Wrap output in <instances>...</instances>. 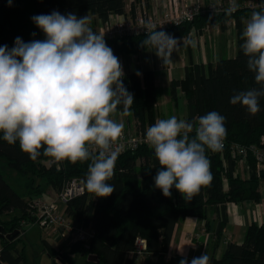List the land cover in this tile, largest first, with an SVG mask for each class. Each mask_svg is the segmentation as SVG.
Returning <instances> with one entry per match:
<instances>
[{
	"label": "trees",
	"instance_id": "16d2710c",
	"mask_svg": "<svg viewBox=\"0 0 264 264\" xmlns=\"http://www.w3.org/2000/svg\"><path fill=\"white\" fill-rule=\"evenodd\" d=\"M124 8V0H12L11 6L8 0H0V45L11 49L16 37L24 42L44 39L43 32L31 20L34 15L58 11L64 15L74 13L77 17L94 15L105 21L110 14H123ZM261 10L240 8L231 16L224 12L213 18L203 13L191 22L161 30L174 37H188L192 26L200 31L207 24L220 22L224 27L229 18L235 19L237 29V53L234 56L206 65H187L183 77L172 80L169 85L172 98L176 96L177 87L183 91L185 120L191 122L210 111L226 117L227 136L222 150L206 153L211 161V185L202 188L191 201L184 200L175 188L171 190V197H165L154 187L153 177L159 164L148 145L119 154L114 177L109 181L115 191L106 198H96L85 187L90 161L76 164L64 161L60 169L47 166L45 161L49 157L41 156L32 161L20 150L18 142L9 145L0 133V160L18 175L13 185L0 171V263L24 264V254L17 247L20 236L6 240L2 235L19 228L22 219L31 220L27 211L29 199L44 193L48 187L59 189L63 181L72 177L82 180L85 192L68 202L66 212L82 224L90 225L94 236L86 244L65 242L54 246L44 241L50 264H138L141 256L144 257L143 264H179L184 256L169 254L168 250L175 225L186 217H196L208 229L215 216L218 223L214 232L219 241L228 221L226 204L258 201L259 185L264 180V164L256 170L250 154L245 159L248 176L243 178L237 172L240 158L233 157L229 150L231 142L264 147V97L260 98L261 110L255 115L230 103L234 92L260 87L247 68L248 58L240 46L243 43V19H249L253 11ZM145 38L146 34H136L105 41L119 57L145 50L139 46ZM123 83L134 96L131 111L136 129L144 131L155 123L156 118L155 73L152 69L134 70L124 77ZM122 107L118 109L122 110ZM137 236L146 240V250L141 255L135 252ZM88 254L95 255L97 260H88ZM211 264H264V222L248 224L242 242H229L220 256L211 257Z\"/></svg>",
	"mask_w": 264,
	"mask_h": 264
},
{
	"label": "clouds",
	"instance_id": "9594fccd",
	"mask_svg": "<svg viewBox=\"0 0 264 264\" xmlns=\"http://www.w3.org/2000/svg\"><path fill=\"white\" fill-rule=\"evenodd\" d=\"M8 4L11 6L12 0ZM212 8L216 10L215 5ZM238 8L236 0H229L224 11L231 16ZM31 20L44 39L24 42L16 37L11 49L0 45L2 139L9 145L18 142L32 161L41 156L57 164L90 161L86 190L96 198H106L115 191L109 181L120 150L114 144L124 129L113 116L121 105L123 116L133 115L134 96L123 83V65L104 34L89 26L87 15L53 11L34 15ZM144 29L146 38L139 46L153 51L163 65L170 63L180 41L157 31L154 25L146 23ZM241 39L247 68L260 87L234 92L230 103L255 115L264 97V8L252 12ZM186 43L195 46L191 39ZM226 136V117L217 111L191 122L175 115L157 119L145 133L159 164L154 187L165 197H171L175 188L184 200H193L213 180L206 153L221 151ZM179 264H211V257L204 252L189 262L185 256Z\"/></svg>",
	"mask_w": 264,
	"mask_h": 264
},
{
	"label": "crops",
	"instance_id": "0c3cea01",
	"mask_svg": "<svg viewBox=\"0 0 264 264\" xmlns=\"http://www.w3.org/2000/svg\"><path fill=\"white\" fill-rule=\"evenodd\" d=\"M125 8L124 14L129 15L135 13L138 9L145 8L152 16H162L167 12H170L176 8V2H191L199 1L201 4H205L211 0H124ZM238 1V0H237ZM119 14H113V17H118ZM90 18V26L96 27L100 25L101 21L94 15L88 16ZM250 19V18H249ZM249 19H243V26L245 27L246 22ZM236 25H224L221 26L220 22H213L210 24V30L218 27L219 35L210 36L206 34L199 35L198 31L196 34H190L188 37H175L180 41V47L178 50L173 52L170 63L162 64L161 60H156V64H150V58L147 56L143 62L139 61V53L132 54L131 62L129 58L119 56V60L123 65L125 75L134 71L137 67L139 71L144 69H152L155 73V87L159 91L158 99L155 103L156 118L166 119L170 116H177L178 119H185L186 117V101L183 97L182 91L179 87L176 90L175 98H172L169 93V85L172 80L180 79L183 77L184 67L192 63H202L204 65L215 62V58L221 55V49L225 45L228 46L230 53L234 56L237 53V29ZM243 27V29H244ZM216 31V30H215ZM230 39V43L228 44ZM191 39L194 41L195 46L187 44L186 41ZM197 48L198 57H193L192 47ZM189 49V50H187ZM146 50V49H145ZM144 51V50H143ZM134 57H137L135 59ZM232 57V56H230ZM220 59V58H219ZM155 62V61H154ZM151 65V66H150ZM179 70V71H178ZM166 77V84L162 81V78ZM127 77V76H126ZM166 98V99H165ZM179 110V113H178ZM122 110L117 111L113 118L118 122H122L127 125L128 128L135 126V119L133 115L123 116ZM165 113V114H164ZM241 163L238 164L237 172L243 177L247 178L248 172L244 168L241 169ZM52 190V189H51ZM260 199L258 201H243L240 203L229 202L226 204V212L228 221L225 224L222 236L217 241L215 236V229L218 220L215 216L212 217L210 226L208 229L199 221L196 217H186L184 220L178 222L173 230L171 241L169 244V254L181 255L189 258L199 257L201 254L206 252L210 257L220 256L224 251L226 245L229 242L241 243L246 227L251 222L263 223L264 222V180L259 185ZM55 241L56 238L54 237ZM182 256V255H181ZM6 264V263H1Z\"/></svg>",
	"mask_w": 264,
	"mask_h": 264
},
{
	"label": "built area",
	"instance_id": "2783aa9c",
	"mask_svg": "<svg viewBox=\"0 0 264 264\" xmlns=\"http://www.w3.org/2000/svg\"><path fill=\"white\" fill-rule=\"evenodd\" d=\"M239 8L257 9L264 8V0H236ZM215 5L214 10L212 6ZM229 7V0L208 2L202 5L199 1L176 2V8L162 16H152L145 8L138 9L135 13L126 15L119 14L113 17L110 14L108 18L96 27H90L97 34H104L106 39L122 38L124 36L146 34L144 26L146 23L154 25L157 31L169 27L178 26L185 22H191L195 16L206 13L211 18L224 13V9ZM226 25H234L235 19L229 18L225 21ZM202 30L209 32L210 25H205ZM198 32L193 26L190 34ZM146 130L130 131L123 130L121 137L115 142L114 147L118 146L120 153L133 151L141 145H148L145 141ZM230 153L233 157H239V163H245L248 154L252 155L255 161L256 170L262 168L264 164V147L250 144L244 145L238 142H231L229 145ZM45 163L47 166L54 165L57 169L61 168L62 163L57 164L48 158ZM246 164V163H245ZM247 169V165H246ZM85 192L83 182L80 178L72 177L66 179L60 188L47 192L42 195L33 196L28 201L27 211L31 221L37 223L43 228L51 227L56 234V241L65 239L67 242L88 243L94 236V230L90 225H84L69 216L66 212L68 202L83 195ZM26 220L19 222V230L22 231V225ZM135 252L139 255L146 250V240L137 236L134 240Z\"/></svg>",
	"mask_w": 264,
	"mask_h": 264
},
{
	"label": "rangeland",
	"instance_id": "374dc122",
	"mask_svg": "<svg viewBox=\"0 0 264 264\" xmlns=\"http://www.w3.org/2000/svg\"><path fill=\"white\" fill-rule=\"evenodd\" d=\"M213 1H221V0H211L209 2H213ZM207 3L202 4V5H206ZM193 27L195 29H197L195 26H193ZM219 32L220 31H218V27H215V28H213V30H210L209 32L204 31V33H203L202 31H200L199 35L206 34V35H210V36H213V35L217 36V35H219ZM230 39L231 38L229 37L228 44L230 43ZM191 47H192L191 52H192L193 57H198L197 54H199V53H198L197 48H194L193 46H191ZM187 50H189V49H187ZM119 56L123 57V59L129 58V60H130L129 62H131L132 61L131 58H133L132 54H130V55H119ZM147 56L150 58V64H156L157 59L159 61V58L155 55V53L153 51H148V50H144V51L139 53V61L143 62L144 58H146ZM230 56H233L232 53H230L228 46L226 47L224 45L221 49V55L219 57H217V59L227 58ZM134 58L137 59V57H134ZM217 59L215 58V60H217ZM137 69H138V67L135 70H137ZM127 75H125L124 77H126ZM166 77H167V75H165L162 78V80H163L162 82L164 84H166ZM180 90H181V88H180ZM158 93H159V91H157V96H158V99L160 100V96L158 95ZM181 93L183 94V91ZM178 113H179V110H178ZM123 130L135 131L136 129L133 126L128 128L127 125H124ZM241 165H242L241 169L244 168V170L246 171L247 170L246 164L242 162ZM0 171L5 176L8 177V180L10 183L15 185L14 181L18 177L17 172L15 170L11 169L6 164V162L4 160H0ZM39 181L41 183H43V181H41V180H39ZM50 191H52V190L50 187H48L45 189L44 193H42V194H45V193L50 192ZM42 194H40V195H42ZM17 229L19 230V228H17ZM22 231L23 232L21 233V231L19 230V234L16 237L20 236V240L18 241L17 247L20 250H22V252L24 254V264H50V258L47 255L46 245H45L44 241H48L54 246L62 245L63 243L67 242L65 239L55 241L54 237L56 234L53 232V229L51 227L43 228V227L39 226L37 223H33L31 220H26L24 222V224L22 225ZM15 238H13V239H15ZM143 259H144V257H142V256L139 257V259L137 260V263L143 264Z\"/></svg>",
	"mask_w": 264,
	"mask_h": 264
},
{
	"label": "water",
	"instance_id": "95a60500",
	"mask_svg": "<svg viewBox=\"0 0 264 264\" xmlns=\"http://www.w3.org/2000/svg\"><path fill=\"white\" fill-rule=\"evenodd\" d=\"M19 234V230L15 229L14 231H12L11 233H7V234H3L2 236L6 239V240H12L13 238H15L17 235ZM87 259L90 261H94L97 260V257L93 254H88L87 255Z\"/></svg>",
	"mask_w": 264,
	"mask_h": 264
}]
</instances>
